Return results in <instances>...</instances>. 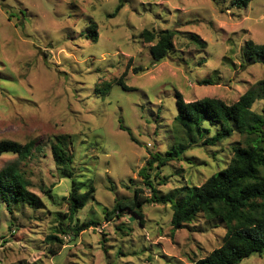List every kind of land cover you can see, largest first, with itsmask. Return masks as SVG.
Instances as JSON below:
<instances>
[{"label":"rangeland","instance_id":"374dc122","mask_svg":"<svg viewBox=\"0 0 264 264\" xmlns=\"http://www.w3.org/2000/svg\"><path fill=\"white\" fill-rule=\"evenodd\" d=\"M145 30L176 33L160 63ZM249 41L264 45V0L243 9L231 0H0V141L34 142L32 155L17 164L36 199L0 204V264H193L219 248L225 225L203 214L174 230L170 204L145 205L143 224L106 210L136 188L150 196L140 171L177 146L178 94L187 103L215 98L232 105L264 79V65L243 63ZM122 77L130 91L116 85ZM110 83L109 92H98ZM252 110L264 115V100ZM60 135L69 139L73 178L53 158ZM243 141L234 133L214 147L193 145L181 160L149 170L150 181L159 196L200 187ZM17 161L2 155L0 171ZM75 185L94 191L76 218L97 223L76 239L64 201ZM52 234L64 241L53 247L56 255L46 240ZM240 264H264V255Z\"/></svg>","mask_w":264,"mask_h":264},{"label":"trees","instance_id":"16d2710c","mask_svg":"<svg viewBox=\"0 0 264 264\" xmlns=\"http://www.w3.org/2000/svg\"><path fill=\"white\" fill-rule=\"evenodd\" d=\"M226 1V0H223ZM253 0H231L237 9L247 7ZM117 8L116 13L121 9ZM114 15H112L113 17ZM93 41H97L95 28L89 32ZM174 31H149L142 33L145 43L153 45L150 53L155 63L162 62L173 49ZM192 40L205 48L197 36ZM243 63H260L264 65V45L253 41L246 43ZM138 70H136L137 72ZM201 85H212L211 81L200 82ZM116 85L125 91L131 89L124 83L123 77ZM112 84H107L98 92L105 94L110 91ZM264 100V79L246 91L232 105L215 98H205L196 102H185L182 95H177L178 113L175 117L177 130V146L165 153L155 154L140 173L145 178L150 196L143 188H136L133 197L116 202L107 216L131 215L143 224V207L147 204H170L173 210L171 225L174 230L183 229L193 223L199 215H204L209 221L219 220L225 225L226 234L219 248L213 250L205 258L193 264H240L253 255H264V115L252 110L257 101ZM131 136V132L124 129ZM214 131V134L210 136ZM234 133L240 134L243 144L232 146L233 157L227 167L211 177L200 187L187 186L180 195L169 194L159 196V192L150 181L148 171L154 167L161 168L168 162L181 160L182 155L193 145L203 142L205 146H217ZM131 140L134 139L131 137ZM35 150L34 142L20 144L13 141H0V157L12 154L18 161L7 165L0 171V204L17 207L25 203L33 204L35 196L29 190V182L25 180L17 163L26 161ZM52 154L58 170L73 178V156L70 153V143L67 136H57L52 143ZM73 183L76 184L75 179ZM93 189L81 193L74 186L72 193L65 198L68 205L67 218L70 222V232L73 238L96 226V222H79L77 214L83 210L93 196ZM64 227L63 222L59 223ZM67 234L66 230H62ZM48 241L52 254L56 255L53 247L60 249L64 241L56 234L49 235Z\"/></svg>","mask_w":264,"mask_h":264}]
</instances>
